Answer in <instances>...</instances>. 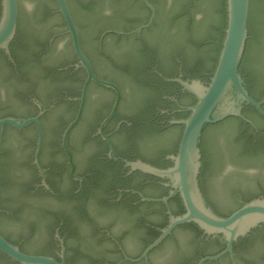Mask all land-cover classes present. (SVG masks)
<instances>
[{"label": "flooded vegetation", "instance_id": "af4514ba", "mask_svg": "<svg viewBox=\"0 0 264 264\" xmlns=\"http://www.w3.org/2000/svg\"><path fill=\"white\" fill-rule=\"evenodd\" d=\"M147 1L153 7L154 17L140 33L131 32L147 24L151 17L144 0H79L77 7L82 16L79 21L67 1L82 53L95 75L114 84L119 92L115 113L102 134L100 128L113 110L116 94L91 82L81 116L63 144L66 129L79 113L87 75L84 69L75 68L78 60L58 4L52 14L62 19L60 30L37 42L26 44L25 39L17 42L12 47L13 55L10 51L11 59L0 51L3 55L0 120H28L43 113L38 118L41 131L38 161L44 171L41 174L34 164L39 140L36 126L18 129L5 125L0 152L27 150L28 180L18 183L17 193L8 201L2 198L0 187V225L15 223L12 236L1 228L0 235L27 255L57 261L63 246L65 264H162L165 260L169 261L167 264H259L253 258V247L256 240L264 241V225L253 229L241 241L238 239L232 254L226 253L214 261L203 259L224 251V239L219 235L206 236L192 224L175 227L146 258H141L167 228L168 213L177 217L185 210L177 195L166 204L161 201L170 190L164 186L165 180L129 173L124 161L140 160L159 169L171 167L170 158L177 152L182 127L170 122L184 119L195 98L167 79L199 80L207 85L213 74L211 45L209 41L201 42L202 18L192 13L193 5L185 0H152L154 6ZM108 3L112 6L106 12ZM187 11L189 15L173 19ZM180 23H184L182 35L178 32ZM124 25L137 28L128 32L119 30ZM187 25L190 30L183 35ZM167 30L176 36L163 41ZM60 40L64 43L59 46ZM171 51L184 62L177 61L173 78H164L161 71L173 65L167 58ZM93 56L105 63L114 77L100 74ZM197 58L207 69L193 77L187 67ZM247 70L254 88L264 89V61L258 67L249 63ZM160 79L174 85L162 84ZM245 119L253 144L257 138L263 143L264 122L258 126L253 117ZM261 132L263 135H259ZM235 137L236 134L234 140ZM207 174L201 180L207 192L205 199L218 215L227 217L245 204V197L237 193L223 202L216 200L205 184ZM226 203L233 204L221 209L220 205ZM94 214L108 216V223L100 224ZM125 257L139 261L120 263ZM0 264L18 263L9 258L0 259Z\"/></svg>", "mask_w": 264, "mask_h": 264}, {"label": "water", "instance_id": "95a60500", "mask_svg": "<svg viewBox=\"0 0 264 264\" xmlns=\"http://www.w3.org/2000/svg\"><path fill=\"white\" fill-rule=\"evenodd\" d=\"M18 1L23 24L25 23L28 26L31 25V29H42L47 35H51L60 30V24L57 18L50 16L48 19L43 20L38 16L40 9L43 7L49 10L55 8L51 0ZM18 1L0 0V51L9 59H11L9 46L15 37L17 29ZM56 2L68 28L73 50L78 60V64L75 65V68L84 69L87 75L82 89L79 113L63 135V144L65 145V138L81 116L87 89L91 82L106 89H111L116 94V102L113 110L100 128L101 134L103 127L115 113V108L119 100V92L114 84L101 80L95 75L89 61L82 53L78 40L77 28L68 9L67 0H56ZM225 2L226 26L224 37L210 82L205 85L199 80L167 79L168 82L178 84L184 93L195 98L194 105L188 108L189 114L186 118L180 120L173 119L170 122L171 125L182 127L177 152L170 158L172 166L168 169H159L140 160L133 162L124 161L125 167L129 168V173L139 172L160 180H165L167 183L164 184V186L168 187L170 190L168 197H165L161 201L166 204L169 198L178 195L185 210L182 215L177 217L168 213L167 228L162 230L161 235L145 249L141 258H146L147 254L157 247L175 227L184 224H194L204 235H219L224 239L226 244L224 251L215 256L203 259V261H214L226 253L232 254L233 244L239 238L245 237L253 229L264 224V198L247 202L229 216L222 217L208 205L199 183V176L202 168L201 142L205 129L208 126L218 124L228 118H238L248 122L242 115V110L246 105L253 107L257 113L264 118V110L262 109L264 100L255 101L251 98L247 90V85L239 74V66L244 56L248 40L247 22L249 0H225ZM144 3L151 11V17L147 24L138 27L131 33H140L141 30L148 27L153 20V7L147 0H144ZM70 4L76 19L79 21L82 18L81 12L73 1H70ZM111 6L110 3L106 4V12L110 11ZM254 13L258 18L260 15L263 16L264 4L255 5ZM195 14L200 18L203 17L201 12H196ZM183 24L184 23L179 24L180 28L177 25L179 28L178 32H183ZM262 42V47L260 45L259 48L264 49V39ZM63 43L62 40L58 42L59 46L63 45ZM93 58L100 74L114 77L105 63L95 56H93ZM42 114L43 113H40L39 116ZM39 116L28 120L14 118L0 120V141L5 125L20 129L34 124L39 133L37 149L34 154V164L39 172L43 174L44 171L40 167L38 161L41 142V131L38 124ZM234 134H236L235 124H229L217 129L212 128L206 136L207 145L210 146L211 141H213V146L217 150H209L215 155L213 158V162L215 163L214 169L209 171L206 176L205 184L211 189L216 200H220L221 202L227 200L230 194L237 193L245 197L251 193L264 191V176L262 175L264 171V159L254 160L240 157V151L234 142ZM218 147L221 150H218ZM3 151L5 154L4 166L8 177L1 188V196L5 201H8L10 197L17 193L16 186L18 183L22 184L24 181L28 180L27 170L25 168L27 150ZM69 163L71 164L70 161ZM42 184L47 187L45 181H43ZM142 199L144 201H154L152 199ZM232 204L226 203L224 205H219L221 209H226L230 208ZM94 215L100 224H107L109 221L106 215ZM14 227V222H12V226L9 225L6 227L0 225L1 230L10 236H12V230L15 229ZM0 252L18 264H65L63 260V246L60 261H57L51 257L27 255L21 252L18 246L8 242L0 235ZM253 253V258L259 264H264V241L262 239L256 240ZM125 261L136 262L139 261V259L132 260L125 257L120 263ZM168 262V260H165L162 264H167Z\"/></svg>", "mask_w": 264, "mask_h": 264}, {"label": "trees", "instance_id": "16d2710c", "mask_svg": "<svg viewBox=\"0 0 264 264\" xmlns=\"http://www.w3.org/2000/svg\"><path fill=\"white\" fill-rule=\"evenodd\" d=\"M18 1V0H17ZM68 4L71 8L70 1H73L75 5H79V0H67ZM51 2L54 3L55 8L57 7V2L56 0H51ZM149 2L154 5L152 0H149ZM97 1H95V4ZM185 3L191 6L192 13L196 12H201L203 14V17L200 21V27L202 32L199 34L201 36V42L205 43L209 41V44L211 45L210 48V57L211 60H213V69L212 72H214L217 59L219 56V52L221 50V43L224 37V31H225V26H226V2L225 0H185ZM94 4V3H93ZM103 4V2H102ZM264 4V0H249V14H248V22H247V28H248V40L246 44V50L244 53V56L242 58L241 64L239 66V74L241 75L242 79L245 81L247 85V90L251 96L252 99L255 101H260L264 99V89L257 90L254 88L253 85V80L252 76L249 74L247 70V65L250 63L252 67H258L263 65L264 61V49L259 48V46L263 43L262 40L264 39V14L263 16L260 15L259 18L256 16L254 13V7L255 5H262ZM155 6V5H154ZM190 7V6H189ZM86 8H89L88 6ZM83 9V6H82ZM191 13V14H192ZM183 15H189L188 11L184 12L177 15L175 20L181 19ZM38 16L46 20L50 16H53L58 19L60 27L63 26L62 24V19L58 15L52 14V10H49L48 8L43 7L40 9ZM174 21V20H172ZM137 28V25H131V26H122L119 27V30L123 32H128L133 29ZM187 31H184L183 35L190 30V26H186ZM181 34V32H179ZM182 35V34H181ZM47 35V33L42 30V29H31V25L28 26L27 24H23L22 17H21V11H20V5L18 1V19H17V29H16V34L14 39L12 40L10 44V51L11 55H13L12 47L19 41H23L25 39L26 44L30 42H37L41 39H44ZM175 37L171 31H168L164 33L162 39L163 41H167L170 37ZM191 40L188 39V43L190 44ZM201 47V46H199ZM262 47V45H261ZM215 48V49H214ZM200 48H198L199 50ZM253 51V55L250 53ZM213 54V55H212ZM0 56L2 57L3 55L0 52ZM167 58L173 62V65L170 69L166 71H161L162 76L164 78H173L174 77V72L177 67V61L179 60V64L184 62V59L181 56H177L176 53L168 52L167 53ZM154 60V59H153ZM185 67H187L184 64ZM188 73L189 75L193 77H198L205 69L204 68V63L200 58H197L192 62L191 65L188 67ZM162 84H165L167 86H173L174 84H167L163 82L161 79ZM145 86V85H144ZM189 113L186 114V117L188 116ZM242 115L244 118H247L249 116L253 117V120L255 123L258 124V126H262L264 122V118H262L257 111L251 107L250 105H246L243 110H242ZM185 117V118H186ZM229 124H235V130H236V137H235V144L241 149L239 150L240 152V157L242 158H248V159H260L264 158V141H262L257 138V143L253 144V139L251 137V132L250 128L248 125L243 122V120L238 119V118H228L224 120L223 122H220L218 124L208 126L202 136V142H201V155H202V168H201V173L199 176V183H200V188L202 190V193L204 197L206 198L207 192L203 189L202 187V175L205 172H209L212 164H213V158H214V153L209 150H215L213 146V141H211L210 146L207 145V134L208 132L213 128L217 129ZM261 130V129H260ZM259 135H263L262 132ZM220 150V149H218ZM4 151L1 150V166H0V187L2 188L3 184L5 183V180H7L8 175L6 174V169L4 166L5 158H4ZM259 157V158H258ZM138 175H145L139 172H136ZM18 186V185H17ZM16 186V188H17ZM178 196V195H177ZM264 196V191H259L256 193H251L247 196H245V203L250 202L254 199H260L263 198ZM220 216V215H219ZM194 225V224H192ZM264 225V224H263ZM195 226V225H194ZM199 229V228H198ZM200 230V229H199ZM201 231V230H200ZM202 232V231H201ZM252 232V231H251ZM243 238H239L238 241H241ZM235 245V244H234ZM21 252H23L20 249ZM0 259H9L7 256L3 255L0 253Z\"/></svg>", "mask_w": 264, "mask_h": 264}]
</instances>
